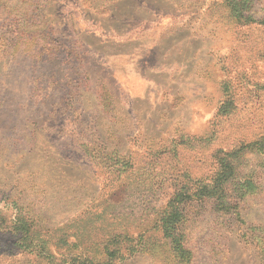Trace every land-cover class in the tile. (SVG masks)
<instances>
[{"label": "rangeland", "instance_id": "374dc122", "mask_svg": "<svg viewBox=\"0 0 264 264\" xmlns=\"http://www.w3.org/2000/svg\"><path fill=\"white\" fill-rule=\"evenodd\" d=\"M251 1L0 0V264H264Z\"/></svg>", "mask_w": 264, "mask_h": 264}, {"label": "trees", "instance_id": "16d2710c", "mask_svg": "<svg viewBox=\"0 0 264 264\" xmlns=\"http://www.w3.org/2000/svg\"><path fill=\"white\" fill-rule=\"evenodd\" d=\"M226 3L230 9V13L236 19L243 21L244 23H255L257 21L255 16L252 14L254 6L252 5L251 0H227ZM263 17H264V15H263ZM260 22L264 23V18ZM228 102H229V105L231 107V104L233 103L232 100H229ZM226 106L229 107L228 105H226ZM223 109L224 108H222V111H223ZM229 109L230 108H227L224 110L226 112H230ZM88 144H92V142L89 140ZM254 145L258 146V149L261 152H264V135L260 139L256 140V143ZM96 147L92 146V151H95ZM99 148H101V146H99ZM224 169H226V170L223 171L222 176H224L226 172H227L226 174L231 175L232 170H233V165L231 163H228L227 165H225ZM220 178H221V175H219L218 179H220ZM240 186L246 187L247 190L254 189L253 184L250 181H245L244 184H242ZM210 191H211L210 194H214V195L218 194V192H216L215 187L214 188L212 187L210 189ZM184 195H190V194L186 193ZM184 195L183 194H181V195L176 194V196L169 201V204H168L169 209L167 211V212H169V214L167 216H165V219L163 220V221H165V231L168 234L173 235L175 237L174 242L176 243L175 244L176 249L181 251V252L184 251V248L181 245V243L179 242V239H177V237L175 236V232H176V223H179L182 219V213L179 210V202H180V199ZM4 219L5 218L2 217V214L0 212V228H4V229L10 230V231H20V233H22V235L20 237V241H24L25 239H27L26 248L28 249V248L32 247V240L30 239V236L28 234V232H29L28 224L27 223H21L20 217H16L15 219H13L11 226H4V224H3ZM82 264H85V263H82ZM98 264H106V263L98 262Z\"/></svg>", "mask_w": 264, "mask_h": 264}]
</instances>
